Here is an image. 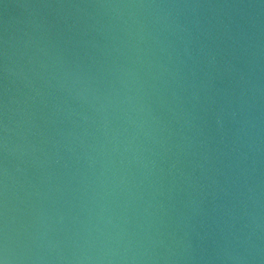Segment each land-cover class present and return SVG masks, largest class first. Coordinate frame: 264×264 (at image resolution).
<instances>
[{
	"label": "water",
	"instance_id": "1",
	"mask_svg": "<svg viewBox=\"0 0 264 264\" xmlns=\"http://www.w3.org/2000/svg\"><path fill=\"white\" fill-rule=\"evenodd\" d=\"M0 264H264V0H0Z\"/></svg>",
	"mask_w": 264,
	"mask_h": 264
}]
</instances>
